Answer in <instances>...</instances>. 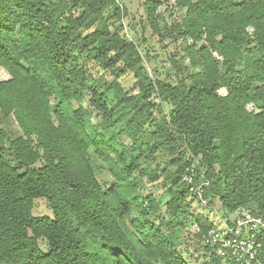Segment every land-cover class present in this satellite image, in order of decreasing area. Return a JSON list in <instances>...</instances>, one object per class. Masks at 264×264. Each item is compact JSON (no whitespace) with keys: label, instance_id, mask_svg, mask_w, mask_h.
Instances as JSON below:
<instances>
[{"label":"trees","instance_id":"trees-1","mask_svg":"<svg viewBox=\"0 0 264 264\" xmlns=\"http://www.w3.org/2000/svg\"><path fill=\"white\" fill-rule=\"evenodd\" d=\"M170 1L0 0V264H236L207 212L264 216V0Z\"/></svg>","mask_w":264,"mask_h":264},{"label":"built area","instance_id":"built-area-1","mask_svg":"<svg viewBox=\"0 0 264 264\" xmlns=\"http://www.w3.org/2000/svg\"><path fill=\"white\" fill-rule=\"evenodd\" d=\"M194 174L185 177L203 207H208L204 192L209 183L204 181L194 187ZM222 227L210 231L205 243L217 255L236 264H264V216H256L251 210L235 212L222 222ZM230 223V224H229Z\"/></svg>","mask_w":264,"mask_h":264},{"label":"rangeland","instance_id":"rangeland-1","mask_svg":"<svg viewBox=\"0 0 264 264\" xmlns=\"http://www.w3.org/2000/svg\"><path fill=\"white\" fill-rule=\"evenodd\" d=\"M145 1L146 0H137V2H135L133 5L131 4L132 6L130 7L132 12L136 11L137 9L138 15L141 18L145 17V10L143 7V3ZM162 1H170V0H162ZM172 4L173 3H171L170 1L169 3H165L164 5H162L159 9V13H161V15L165 18V22L167 24L172 23L173 19H175V17L172 18L173 13H176V11L173 10ZM128 23H129L128 20L124 21V24L126 25L124 27H127ZM137 29L139 31V36L142 37V35H144L146 39V42L143 44L142 49L144 48L150 51L151 58L153 59L154 62V66L158 67V69L163 74H166L167 72L172 74V72L169 70L170 64L168 61L170 60L172 55H174L176 46L171 44L169 41H166L165 44L160 45L157 39L152 36V33L149 28H147L144 34L139 27ZM126 33L128 37H130V35L132 36L131 32L130 33L126 32ZM150 70H151V66H150ZM0 74L2 78H7L4 72H1ZM125 83H128L129 85L132 84V79H130V77H127ZM4 125L11 132H16L18 130L17 125L13 121L7 122ZM33 214L34 216H47L53 218V212L49 209L47 202L44 201L43 199H38L35 201V209L33 211ZM207 214L216 224H219L221 226L223 224L222 222L226 221V219L224 218V214H220L218 211L216 212L214 211L213 213L207 212Z\"/></svg>","mask_w":264,"mask_h":264}]
</instances>
